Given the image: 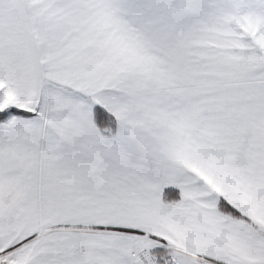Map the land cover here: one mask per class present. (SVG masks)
I'll list each match as a JSON object with an SVG mask.
<instances>
[{"label": "snow or ice", "instance_id": "snow-or-ice-1", "mask_svg": "<svg viewBox=\"0 0 264 264\" xmlns=\"http://www.w3.org/2000/svg\"><path fill=\"white\" fill-rule=\"evenodd\" d=\"M0 264H264V0H0Z\"/></svg>", "mask_w": 264, "mask_h": 264}]
</instances>
